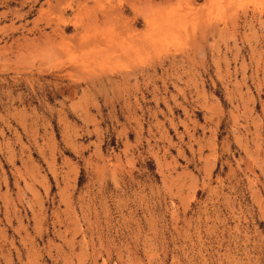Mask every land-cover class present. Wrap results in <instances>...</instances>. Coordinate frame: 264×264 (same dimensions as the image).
<instances>
[{
  "label": "rangeland",
  "instance_id": "1",
  "mask_svg": "<svg viewBox=\"0 0 264 264\" xmlns=\"http://www.w3.org/2000/svg\"><path fill=\"white\" fill-rule=\"evenodd\" d=\"M0 264H264V0H0Z\"/></svg>",
  "mask_w": 264,
  "mask_h": 264
}]
</instances>
